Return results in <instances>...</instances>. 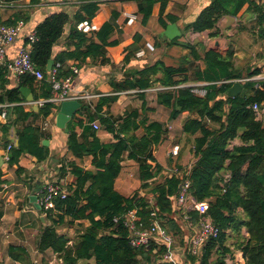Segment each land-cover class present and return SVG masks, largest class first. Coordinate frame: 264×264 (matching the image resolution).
I'll return each instance as SVG.
<instances>
[{
    "label": "trees",
    "instance_id": "obj_1",
    "mask_svg": "<svg viewBox=\"0 0 264 264\" xmlns=\"http://www.w3.org/2000/svg\"><path fill=\"white\" fill-rule=\"evenodd\" d=\"M74 1L78 5L74 13L65 10L55 12L45 17L35 29L36 39L32 43V57L46 77L49 62L53 58L54 46L64 35L68 25L71 26L67 38L75 47L54 56L55 63L65 64L68 59H75L80 63L88 58L93 61L105 60L107 46L119 42L110 40L113 28L111 21L106 22L100 29L88 33L78 28L80 22L92 21L100 9L102 0ZM137 1L142 23L146 24L149 21L158 2L161 3L160 20L164 23L163 13L168 0ZM246 1L212 0L189 27L195 31L212 29L222 16L237 14ZM22 18L25 17L20 13L2 24H15ZM192 51L196 56L195 49ZM128 57L126 55V60ZM204 60L206 66L203 70L198 69L195 78L197 81L209 82L205 87L207 90L205 96L196 95L190 87H177L159 92L160 102L172 107L171 118H175L184 110L201 117L190 118L183 126L186 133L193 135L200 132L199 137L195 138L197 160L188 177L191 180V190L199 200L212 198L208 213L221 229L218 237L210 238L200 248L199 254L192 252V238L188 240L186 257L193 264L197 261L199 264H228L226 257L234 255L228 244L233 232L236 233L233 246L242 250L244 264H264V124L256 118L254 110L249 107L254 102L264 103V79L257 81L253 94L228 97L225 93L233 85L232 80L242 78L241 74L233 70L229 57L218 51L208 50ZM72 72L71 68L65 70L63 65L58 69V76L63 79ZM160 72L162 76L157 80H160L162 86L172 87L188 82L187 77L181 81L174 80V75L184 72L183 69L169 67L162 61H157L154 65L141 70L135 80L120 82L117 86L120 90H144L152 85V76ZM4 74L5 68L0 67V104L15 105L10 113L9 108L7 109L8 119L11 120L6 123L0 122V129L5 135L9 134L12 127L16 129L19 144H14L9 150L8 163L10 166L17 165L16 170L20 173L24 170L20 165L22 155L30 154L38 161H43L50 155L49 147L42 143L43 138L47 137L45 133L34 125L26 124L25 121L31 116H48L57 106L50 103L41 107L38 112L25 111L20 105V102L25 100L20 86L34 89L36 78L26 74L19 82V86L8 89ZM256 74L254 71L249 77ZM261 85L262 88L259 87ZM245 86L247 82L244 83ZM51 89V83L44 79L39 88L40 94H36V98L49 97ZM102 98L107 102L115 99L114 96ZM89 104H83V109L87 112L88 119L92 120L94 115L89 112L91 110ZM226 104L230 105L228 110L225 108ZM13 114H16L15 118L12 117ZM140 116L141 111L133 109L120 116V123L110 117H101L105 127L115 133L118 138L116 142H103L98 137L96 129L87 125L84 119L78 118L74 123L69 122V150L76 157L93 155V165L97 169L96 171L86 169L75 160L66 163L62 161V174H66V169L70 171L75 177L74 183L68 185L69 193L66 198H55L54 207L48 209L41 207L46 223L38 240V249L51 250L61 260L59 264H78L80 259L93 257L96 264H164L162 257L168 250L166 244L154 239L148 246H133L130 244L128 228L122 222L115 223L116 216L123 219L132 209H137L145 226L158 219L168 232H172L184 242L185 234L182 233L176 219L177 212L181 217L183 215L180 210L173 209L183 178L176 174L160 182L154 180L162 168L155 152L167 138L168 129L162 122H148L147 118ZM204 118L218 121L220 127L218 129L207 127ZM77 125L84 127L83 136L75 130ZM138 129L144 130L140 136L135 133ZM237 135H240L244 145L229 150L227 147L229 140ZM10 143L12 139H7L3 145L7 148ZM126 152L129 158L139 163V176L142 182L140 189H147L146 193L138 190L127 196L115 187ZM226 166L232 171V181L227 192L223 194L218 181L222 179L220 173ZM149 191L154 195V204L148 196ZM239 206L242 214L238 215L236 210ZM153 212L156 216L152 215ZM82 220L88 221L89 224L77 232L73 239L60 231V227L74 226ZM184 220L193 227L199 223L200 214L194 211L191 219ZM243 226L247 228V236L241 231ZM9 252L14 260L23 264H33L25 248L11 245Z\"/></svg>",
    "mask_w": 264,
    "mask_h": 264
},
{
    "label": "crops",
    "instance_id": "obj_2",
    "mask_svg": "<svg viewBox=\"0 0 264 264\" xmlns=\"http://www.w3.org/2000/svg\"><path fill=\"white\" fill-rule=\"evenodd\" d=\"M211 1L168 0L163 13L164 23L160 20L161 3L158 2L153 8L149 21L144 24L141 20L137 0H102L99 11L92 19V22L97 26L95 30L111 21L113 28L110 33V40H118L119 42L107 46L105 60L93 61L88 58L85 62L80 63L78 60L68 59L65 64H62V67L65 65V70L67 68H71L72 71L74 68L78 69L77 73H71L73 75L71 92L89 91L96 94L95 97L91 98L89 104L91 106L89 112L94 115V118L88 119V114L83 109V104L89 103L86 101H79L80 106L72 109L73 115L65 127L57 123V115L62 104L57 105V108L48 116L40 115L28 118L25 121L26 124L38 127L47 136L43 138L42 143L44 144V140L48 141L44 145L49 147L50 155L43 161H38L36 157L30 154L22 155L20 165L24 170L20 173L16 170L17 165H9V160L6 159L7 156L10 157L9 150L3 145L7 139H12V144L16 145L15 141L18 139L16 129L12 127L8 135H5L0 129V260L2 264H23L12 258L9 252L11 245L25 248L33 264H59L61 262L51 250L40 251L38 249V240L46 223V219L41 213V206L37 205L39 194L46 185L52 182H61L67 187L74 183L75 177L70 171L66 169V174H62V161L66 163L75 160L86 169L94 171L97 169L93 165V155L76 157L69 150L70 128L68 124L70 121L74 123L78 118L84 119L87 125L96 129L98 137L103 142H116L118 138L114 132L105 127L101 117H110L120 123V116H124L133 109H138L141 111L140 117L147 118L148 122H162L168 129L167 138L155 152L162 167L159 174L154 178L155 182L163 181L176 174L182 176L190 165L196 163L195 138L199 137L200 132L193 135L186 133L183 126L188 119L197 118L198 114L184 110L175 118H171L172 107L160 102L159 92L162 90H156V87L161 83L157 78L162 76V72L152 76V85L144 92H134V90L139 89L120 90L117 86L120 82L135 80L141 70L154 65L157 61H162L166 66L184 70V72L174 75L175 81H181L185 77H187L188 82L197 81L195 73L198 69L203 70L205 68L204 57L206 52L215 50L223 56L229 57L233 70L241 74L242 78L232 80L233 82L240 80L243 84V89L239 95L243 97L253 94V88L254 86L257 87V81L264 79V0H247L237 14L222 16L212 29L195 31L189 27ZM77 8L78 5L75 4V1L67 5L64 0H0V24L10 21L20 13L25 17L18 20L25 21L19 35L14 41L6 45L7 59L11 61L18 55L21 48L29 42V37L35 32L37 25L45 17L60 10L74 13ZM130 14H136L138 18L129 19ZM172 23L177 24L180 35L170 39L163 32ZM70 26L66 27L64 35L54 46L53 67L56 64L54 56L75 47L73 42L67 38ZM192 49H195L196 56L193 55ZM140 50H144L145 53L138 55ZM126 55L129 56L127 60ZM0 67L5 68L6 88L19 86L23 76H17L7 66L0 65ZM254 71L257 72L256 76L249 77L250 73ZM43 80L36 79L34 89L25 86L31 89L34 100L38 99L36 94H40L39 88ZM245 82H247V86L244 87ZM259 87L262 88V85ZM22 96L24 97L23 93ZM113 96L115 99L108 102L102 98ZM24 99L20 105L25 111L38 112L40 110V106L31 103L32 101H28L25 97ZM14 105L7 106L6 111L9 108L10 113ZM36 106L37 108H35ZM225 108L228 110L230 105L226 104ZM12 117L15 118L16 114H13ZM198 118L201 119V117ZM10 120L8 114L5 118L0 117L1 123ZM203 121L211 129L220 127L218 121L210 118H204ZM261 121L264 124V115ZM94 123L98 124L99 127L95 128ZM75 130L80 136H83L84 127L77 125ZM135 133L140 136L144 130L138 129ZM190 138H193V143H190ZM240 145H244V142L240 135H237L229 140L227 147L229 150H233ZM176 146H178L177 153L174 152ZM141 183L139 163L137 160L129 158L128 152H126L122 160V170L115 181V187L127 196L133 195L138 190L146 193L147 189H140ZM33 196H36L37 200H34ZM148 196L151 203L154 204V195L149 191ZM208 199L212 200V198ZM173 209L175 211L180 210L177 200L174 201ZM236 213L242 214L240 206L237 207ZM176 219L182 233L185 234L184 242H181L180 239L178 241L175 235L168 232L158 219L159 225L174 238V242L168 244L163 237H156V239L167 245L178 264H193L186 257V248L189 244L188 240L197 231L195 228H198L199 223L193 225L195 232L190 233L188 230L192 228L190 227L191 224H188L178 212ZM81 222L88 221L82 220ZM88 224L89 222L85 225ZM241 231L244 234L247 228L243 226ZM235 235L236 233L232 232L228 240L230 246L232 240L235 242ZM81 260L83 259H80L78 264H81ZM84 264H96L95 257L85 259ZM195 264H199V262L197 261Z\"/></svg>",
    "mask_w": 264,
    "mask_h": 264
},
{
    "label": "built area",
    "instance_id": "obj_3",
    "mask_svg": "<svg viewBox=\"0 0 264 264\" xmlns=\"http://www.w3.org/2000/svg\"><path fill=\"white\" fill-rule=\"evenodd\" d=\"M72 1L74 0H64V2L67 4ZM136 18H138V15L136 14L129 15V19L135 20ZM24 22V20H20L15 24H0V65L7 66L9 70H12L19 77L24 76L26 74H31L38 80L47 79L51 83L52 89L51 95L49 97H40L31 102L33 104H36L37 106L43 107L46 104L50 103L59 106L63 102L70 100L86 101L90 103L91 98L95 97L96 94H93L89 91L71 92V80L73 75L71 74L63 79L58 76V69L62 67L61 62H57L55 66L52 67L47 77L45 76V73L37 67L32 57V43L36 39V32H34L29 37V42L21 48L18 55L13 60L9 61L7 59L6 45L16 39L22 27L24 26ZM78 28L88 33L97 29V26L92 21L84 20L78 24ZM144 53V50H140L138 52V55H143ZM73 72L77 73L78 69L74 68ZM225 82H228V80H226ZM208 84L209 82L206 81H190L172 87L162 86L160 84L156 87V90H167L174 89L177 87H190L191 91L196 95L205 96L207 92L205 87ZM145 90L146 89L134 90V92ZM9 105V103L0 104V117H6V107ZM249 107L254 110L257 119L263 120L264 104L254 102ZM94 127L98 128L99 125L94 123ZM12 146V143L9 144L8 150H10ZM174 152H178V146L175 147ZM6 159L9 160L10 157L7 156ZM228 162L229 160H227V166ZM227 166L222 173V179L219 181L221 192L223 194L227 192L232 181V171ZM192 167L193 164L190 165L186 169L184 174L181 176L183 178V182L181 184L180 191L177 196V204L185 219L191 218V212L197 211L200 214V221L197 231L192 237V252L194 254H199L200 248L210 238L218 237L221 229L218 225H216V223L212 219V216L208 213L211 200L208 198L204 200H199L191 190V180L189 179L188 175ZM68 193V187L64 186L63 183L57 181L52 182L46 185L45 188L41 191V193L39 194L38 203L41 207H45L46 209L52 208L55 205L56 197L66 198ZM152 215L156 216V213L153 212ZM114 221L116 224H120L122 222L123 225L128 228L130 232V244L133 246H148L151 241H153L154 239L157 240L156 237L165 238V241L168 244H172L174 242V238L169 235L163 227L159 225L158 220L154 221L149 226H145V223L142 220L141 216L138 214L137 209H132L128 211V213L123 219H121L120 216H116L114 218ZM228 231H230V229H228ZM236 250L241 251L242 264H244L245 260L243 257L242 250ZM231 258H235V252L233 256L228 255L226 257V261L228 264ZM162 262L164 264H178L174 260L173 254L169 250V248L164 253L162 257Z\"/></svg>",
    "mask_w": 264,
    "mask_h": 264
},
{
    "label": "water",
    "instance_id": "obj_4",
    "mask_svg": "<svg viewBox=\"0 0 264 264\" xmlns=\"http://www.w3.org/2000/svg\"><path fill=\"white\" fill-rule=\"evenodd\" d=\"M163 34L167 35L168 38L173 39L176 36L180 35V30L176 23H172L167 26ZM53 64H54V60L51 59L48 65V70L52 69ZM242 89H243L242 82L240 80L235 81L234 84L227 89L226 95H228L229 97H235L241 93ZM20 90L28 101L34 100V95L30 88L23 86L20 88ZM79 106H80V102L78 100H70V101L63 102L61 105V110L59 111V114L57 115V123L60 126L65 127L66 123L73 115L72 109L75 107H79ZM35 108H37V106ZM66 131H68V128H66ZM43 142L45 145L48 143L47 140H44ZM15 143L16 145H18L19 139H16ZM33 199L37 200V197L33 196ZM37 205L40 207V204L37 203Z\"/></svg>",
    "mask_w": 264,
    "mask_h": 264
},
{
    "label": "rangeland",
    "instance_id": "obj_5",
    "mask_svg": "<svg viewBox=\"0 0 264 264\" xmlns=\"http://www.w3.org/2000/svg\"><path fill=\"white\" fill-rule=\"evenodd\" d=\"M189 141H190V143H193V138H190ZM81 223H83V224H81ZM87 223L88 222H77L74 226H64V227H60V231L62 233L67 234L68 237H70L71 239H73V237L77 234V232H79L80 230H83L85 224H87ZM194 227L190 228L188 230V232H190V233L195 232V230L197 229V227L195 228V230H194ZM244 235L247 236L248 235V232L246 231L244 233ZM175 237L179 241V238L176 235H175ZM233 243H234V240H232L231 246H233ZM231 248L235 252V258L234 259L231 258L229 264H242L241 251L236 250L234 247H231ZM84 263H85V259L81 260V264H84Z\"/></svg>",
    "mask_w": 264,
    "mask_h": 264
},
{
    "label": "clouds",
    "instance_id": "obj_6",
    "mask_svg": "<svg viewBox=\"0 0 264 264\" xmlns=\"http://www.w3.org/2000/svg\"><path fill=\"white\" fill-rule=\"evenodd\" d=\"M54 65V64H53ZM237 81V80H236Z\"/></svg>",
    "mask_w": 264,
    "mask_h": 264
}]
</instances>
